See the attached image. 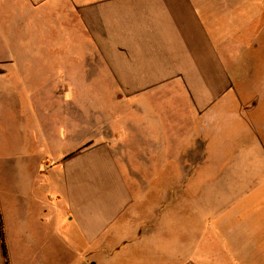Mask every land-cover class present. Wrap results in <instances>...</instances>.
<instances>
[{
  "label": "crops",
  "instance_id": "obj_1",
  "mask_svg": "<svg viewBox=\"0 0 264 264\" xmlns=\"http://www.w3.org/2000/svg\"><path fill=\"white\" fill-rule=\"evenodd\" d=\"M254 62L264 0H0V264H264V216L164 214L196 204L179 174L236 169L212 167L241 153L212 149L211 135L242 141ZM76 94L110 95L114 118L100 144L67 158L51 149L50 111L66 118ZM81 127L60 137L81 145ZM166 172L176 178L163 185ZM204 179L203 206L249 204L223 197L222 179L212 201Z\"/></svg>",
  "mask_w": 264,
  "mask_h": 264
},
{
  "label": "rangeland",
  "instance_id": "obj_2",
  "mask_svg": "<svg viewBox=\"0 0 264 264\" xmlns=\"http://www.w3.org/2000/svg\"><path fill=\"white\" fill-rule=\"evenodd\" d=\"M258 54V53H257ZM256 54V55H257ZM253 57V53L249 54ZM258 56V55H257ZM255 56V57H257ZM262 57V54H259ZM258 56V57H259ZM258 65V72L253 76L245 77L247 84L245 86L246 92L240 96L243 107L251 110L249 114V127L245 124L242 126V141H239L238 135L226 132L220 135H211L212 140H215L212 145V149L225 150L227 155L231 154V151L237 147V151L240 150L241 156L236 158L227 157V159L217 162H212V167L218 166H232L229 172L226 171L221 175L212 173L210 175L202 174H179L178 178L180 182H188L190 188L186 190H179V194H183L184 197L194 198L196 204L194 206H171L164 205V214L168 216H184L190 213H233V214H257L264 216V174H251L247 171L249 167L260 166L264 167V158L258 157V164L255 158H250L252 151L260 149L259 141L264 148V63L254 62ZM244 88V89H245ZM257 106V109L255 107ZM114 110H110V95L108 94H76L67 95V108L66 118L62 111L52 108L50 111L51 118V149L67 150V158L74 156L88 147L97 146L100 144L96 138L98 135L104 136L105 138L110 135V118H114ZM111 113V114H110ZM81 134L83 136V142L81 145L78 143L75 145L73 142H66L62 139V133L71 136L74 134V130L78 131L80 124ZM230 126L228 128V131ZM250 130L248 133L246 130ZM88 139V140H87ZM198 149L195 153L201 154L199 147L201 144H197ZM259 146V147H258ZM243 155V156H242ZM180 165H201L204 158L189 157L180 158ZM254 163V165H252ZM175 179L176 175L170 172L163 173L161 176V182L163 185L171 182L170 178ZM209 177L211 190L209 196L213 201L214 198L219 197L220 179H222V190L221 194L226 197L228 201L231 199L240 198L244 199L245 202L249 200V204L241 205H223L211 204L209 206H203L201 200L206 194L200 186V182L205 180L204 178ZM257 177V178H256ZM146 181H149V175L145 176ZM159 179L157 183H159ZM208 192V191H207ZM164 197H170V191H164ZM151 195H149L150 197ZM227 201V202H228ZM198 202V203H197ZM173 223V222H172ZM178 229H185L186 222L178 221L176 223ZM264 224V223H260ZM261 229V228H260ZM264 243V238L260 239ZM260 263H264V254H259Z\"/></svg>",
  "mask_w": 264,
  "mask_h": 264
},
{
  "label": "trees",
  "instance_id": "obj_3",
  "mask_svg": "<svg viewBox=\"0 0 264 264\" xmlns=\"http://www.w3.org/2000/svg\"><path fill=\"white\" fill-rule=\"evenodd\" d=\"M0 240L2 242V247H3V255L6 259V251H5V247H4V243H3V225H2V221H1V216H0ZM7 264V262H6Z\"/></svg>",
  "mask_w": 264,
  "mask_h": 264
}]
</instances>
